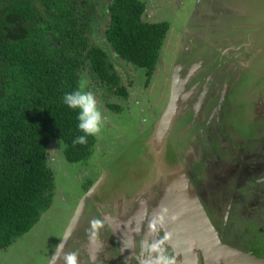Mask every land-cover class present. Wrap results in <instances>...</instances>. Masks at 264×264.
<instances>
[{"label": "rangeland", "instance_id": "rangeland-1", "mask_svg": "<svg viewBox=\"0 0 264 264\" xmlns=\"http://www.w3.org/2000/svg\"><path fill=\"white\" fill-rule=\"evenodd\" d=\"M145 1L146 19L169 25L153 73L147 80L144 69L120 57L105 28L102 34L103 27L94 24L92 35L102 34L94 44L114 63L127 96L87 77L81 81L102 111L101 132L90 155L79 161L67 160L63 142L50 140L52 203L26 233L0 249V264H63V254L70 252L84 258L78 264H141L140 241L159 239L178 217L187 243L197 241L186 221L191 217L194 227L198 204L219 231L232 226L229 241L246 247H237L241 251L248 252L246 245L258 236L264 239L258 234L264 228V195L256 191L264 175L259 172L264 167V0ZM180 40L189 45L179 47ZM114 103L118 108L111 107ZM163 120L164 130L156 134L155 124ZM225 181L235 186L240 215L216 197L232 196ZM159 214L163 230L152 231L159 227L153 223ZM97 219L102 223L96 238L102 241L85 255L91 251V221ZM127 229H132L128 238ZM125 238L131 240L130 252ZM171 241L167 246L173 251ZM176 254V264H184L183 253ZM206 261L226 264L222 257Z\"/></svg>", "mask_w": 264, "mask_h": 264}, {"label": "trees", "instance_id": "trees-1", "mask_svg": "<svg viewBox=\"0 0 264 264\" xmlns=\"http://www.w3.org/2000/svg\"><path fill=\"white\" fill-rule=\"evenodd\" d=\"M92 1L0 0V249L26 233L52 203L50 140L63 142L69 161L85 159L96 143L95 136L72 143L83 133L77 110L62 103L63 94L87 77L127 96L113 62L86 34L94 19ZM143 11L142 0H111L105 35L148 80L169 27L143 20Z\"/></svg>", "mask_w": 264, "mask_h": 264}, {"label": "clouds", "instance_id": "clouds-1", "mask_svg": "<svg viewBox=\"0 0 264 264\" xmlns=\"http://www.w3.org/2000/svg\"><path fill=\"white\" fill-rule=\"evenodd\" d=\"M62 103L68 108L77 110L76 119L78 121L77 128L83 133L74 137L72 143L86 144L88 136H95L101 132L103 125V115L100 107L97 104L95 95L83 86H80L70 92H65L62 97ZM164 216L159 214L153 223L158 225L155 229L150 227L152 231H162L164 227ZM102 223L101 220H93L91 237L96 236V229ZM171 233L164 232L159 239L151 241H142V255L146 254V258L141 264H176L177 254L170 250L167 246V241ZM62 248V245H60ZM63 264H78V256L75 252L63 254Z\"/></svg>", "mask_w": 264, "mask_h": 264}, {"label": "water", "instance_id": "water-1", "mask_svg": "<svg viewBox=\"0 0 264 264\" xmlns=\"http://www.w3.org/2000/svg\"><path fill=\"white\" fill-rule=\"evenodd\" d=\"M172 104L173 100L169 102L168 107L172 108ZM165 120L161 121L159 124H155L157 125L156 134L161 132V130H164L163 126L165 123L163 122H165ZM180 186H185L184 181L180 183ZM183 203L187 206V202L185 200H183ZM177 205H179V203ZM193 213L195 214L193 221L194 227L191 226V217H188L190 221H186V223L190 224V232L197 241H194L193 244L187 243L186 231L180 227L178 217L176 223L172 226L169 225L166 229L167 232L171 233L170 239L172 238L171 244L174 248L179 249L184 254H188L192 246L199 247L202 249L206 260L211 258L212 261H214L219 260V258L222 257L226 264H264L263 258L254 255L250 251L244 252L237 247L223 243L216 234L217 232H215V228L211 225V222L207 218L204 209H202L199 204ZM197 217L199 219H197ZM177 233L182 234L177 235Z\"/></svg>", "mask_w": 264, "mask_h": 264}, {"label": "flooded vegetation", "instance_id": "flooded-vegetation-1", "mask_svg": "<svg viewBox=\"0 0 264 264\" xmlns=\"http://www.w3.org/2000/svg\"><path fill=\"white\" fill-rule=\"evenodd\" d=\"M142 1H144V11L146 10V7H147V4H146V1L145 0H142ZM92 2H95V0H93ZM104 2V3H103ZM110 4H111V0H106V1H104V0H96V2H95V5L96 6H93L92 7V12H93V16H94V19L91 21V23L89 24V27H88V31H86V34L89 36V40H90V43L91 44H94V43H96L97 42V39L99 38V37H101L102 36V34H103V31H104V28H105V30L107 29V27H108V25H109V23H110V21H111V19H110V13H109V6H110ZM144 11H143V13H144ZM101 12H105L104 14H102ZM142 13V15H141V17H142V19L143 20H145V21H148V22H157V21H160V20H147L146 19V13L145 14H143ZM144 15V16H143ZM96 17V18H95ZM164 21V20H163ZM166 22H168V21H166ZM94 24L95 25H98V24H100V26H102L103 27V30H102V34H99L97 37L96 36H93L92 35V29H93V27H94ZM168 27H169V25H168ZM169 29V28H168ZM168 34V33H167ZM167 36V35H166ZM107 38V37H106ZM165 41V40H164ZM183 42H186L185 44H182ZM180 43V44H179ZM179 47H180V45L181 46H184L185 48L189 45L188 44V42L187 41H184V40H180L179 41ZM96 45V44H95ZM163 47V46H162ZM161 50H162V48H161ZM160 53H161V51H160ZM159 58H160V55H159ZM159 60V59H158ZM114 64V63H113ZM115 67V66H114ZM122 68H124V67H122ZM116 69V68H115ZM117 70V69H116ZM118 71V70H117ZM119 72V71H118ZM100 85V84H99ZM222 86V85H221ZM128 91V90H127ZM263 163V162H262ZM262 163H260V164H262ZM253 166H255V168H259V166L258 165H255V164H253L252 165V167ZM259 170V169H258ZM262 171H264V167H263V170H261V171H259V172H262ZM243 172L244 173H246V174H248V171L247 170H243ZM264 173V172H263ZM258 177V176H257ZM258 180H259V184H262V185H264V175L263 176H259V178H258ZM229 182L227 181H225L224 182V184H223V187H224V189L225 188H227L226 190H228V191H230V189L232 190V196L230 197V198H228V197H226V196H224V198H222L223 200H221V198H220V196L219 195H216V197H217V199L221 202V201H223L224 203H225V206L226 207H228L229 208V210L231 211V210H233L234 209V212H236V214L237 215H240V212H239V210H238V208L236 207V206H241V203L240 202H238V200L235 198V195L233 194V188L235 187V186H233V184H228ZM259 184H258V187L259 188H256V191L257 192H259V194H261L262 196L264 195V189L262 188V187H260L259 186ZM243 191H246L247 193L248 192H251V190H248V189H243ZM214 193V192H213ZM252 193V192H251ZM252 199H254V197H252ZM253 202H255V200H253ZM225 210H226V208L224 209V207H223V214H225L224 212H225ZM258 213V212H257ZM257 213H255L254 215H256ZM263 214H264V211H263ZM253 215V216H254ZM231 225L230 224H226V225H223L222 227H221V230L219 231L218 229V234H219V236H220V238L223 240V241H225V242H227V243H229V244H231V245H234V246H236V247H243V246H240V242H233V243H230V242H232V241H229L230 240V235H232L233 233H232V231H231ZM262 228H263V226H262ZM107 230V229H106ZM106 230H104V231H102L101 232V235L102 236H105V234H106ZM263 231H261L260 229H258V231H259V233L258 234H264V228L262 229ZM129 233H131V235H132V229H127L126 230V235L128 236V234ZM147 233H149V232H147ZM125 235V236H126ZM243 237V236H242ZM105 240V239H104ZM143 241V240H142ZM142 241H140V243H139V246H141V242ZM248 248V251H250L251 253H253L254 255H256V256H258V257H261V258H263L264 259V239L262 238V241H261V239H259V236H258V239L256 240V242H253V243H251V245L250 246H248V245H246ZM246 247H243V249H245ZM141 250H142V248H141ZM173 251L175 252V253H182L181 251L180 252H176V250H175V248L173 247ZM194 252V257H195V260H192V263L193 264H206L205 263V261H204V256L202 255L203 254V251H202V249H198V247H195V246H193L192 247V253ZM191 253V254H192ZM189 254V253H188ZM261 254V255H260ZM146 254H144V256H145ZM185 257V259H188L189 258V256L188 255H186V254H184L183 253V255H182V257ZM146 257V256H145ZM191 259V258H190ZM183 262H184V264H186L185 262V260H184V258H183ZM207 262V261H206ZM191 264V263H190ZM212 264V263H211Z\"/></svg>", "mask_w": 264, "mask_h": 264}, {"label": "crops", "instance_id": "crops-1", "mask_svg": "<svg viewBox=\"0 0 264 264\" xmlns=\"http://www.w3.org/2000/svg\"><path fill=\"white\" fill-rule=\"evenodd\" d=\"M215 228V227H214ZM215 232H217L216 234L218 235V237H219V232H218V230L215 228ZM132 235H131V233H129L128 234V236H127V238L128 237H131ZM92 238V237H91ZM127 238H125L124 240H123V244H124V247H125V249L127 250V251H131L130 249H131V247H130V243H131V240H128L127 241ZM220 240L223 242V243H225V244H228V245H230V246H233V247H236V246H234V245H231V244H229V243H227V242H225V241H223L221 238H220ZM101 241L102 240H98L97 238H96V236L94 237V238H92V242H91V251H90V253H86L85 255H91V254H93L95 251H96V249H99V245H100V243H101ZM193 247V246H192ZM192 247L190 248V250H189V258L188 259H185V257H184V260L186 261V262H189V260L192 262V260H195V257H194V252L192 253ZM175 250H176V248H175ZM141 252H142V250H141ZM190 253H192V254H190ZM203 255H204V253H203ZM146 256V255H145ZM145 256H143L140 260L142 261L143 260V258L145 259L146 257ZM191 258V259H190ZM78 260L79 261H82V260H84V258H82L81 256H78ZM104 263H106V262H104ZM106 264H108V263H106Z\"/></svg>", "mask_w": 264, "mask_h": 264}]
</instances>
